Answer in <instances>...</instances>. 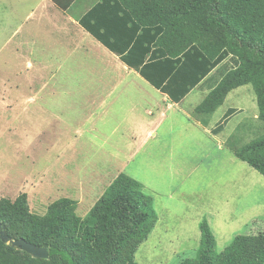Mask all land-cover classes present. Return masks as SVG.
Instances as JSON below:
<instances>
[{"label": "rangeland", "instance_id": "obj_1", "mask_svg": "<svg viewBox=\"0 0 264 264\" xmlns=\"http://www.w3.org/2000/svg\"><path fill=\"white\" fill-rule=\"evenodd\" d=\"M38 1L0 0V197L15 199L26 192L31 211L38 214H45L52 201L71 197L85 217L111 181L126 172L143 184L158 216L135 254L139 264L195 258L203 219L216 236L218 252L239 234L264 232V176L229 147L232 139L242 146L264 131L253 86L232 90L202 123L194 109L209 92V81L167 109L137 71L125 68L93 36L100 52L83 63L77 58L63 63L56 51L46 55L38 49L36 41L20 44V36L9 44L16 26H27L23 13L15 11H29ZM23 46L24 55L31 56L23 55ZM39 66L47 72L66 70L69 78L54 80L58 89H46L53 96H41L43 102L25 103L23 89L39 86ZM233 66L228 58L211 75L220 78ZM129 70L136 73L115 75ZM158 104L167 113L164 123L154 138L136 143L131 138L136 120L148 122L144 109ZM231 108L236 112L224 129L211 133Z\"/></svg>", "mask_w": 264, "mask_h": 264}, {"label": "trees", "instance_id": "obj_2", "mask_svg": "<svg viewBox=\"0 0 264 264\" xmlns=\"http://www.w3.org/2000/svg\"><path fill=\"white\" fill-rule=\"evenodd\" d=\"M52 1L68 9L77 0ZM87 1L81 25L171 102L181 103L202 81L211 82L194 109L206 124L232 90L251 84L264 123V0ZM228 58L234 66L215 79L212 72ZM235 112L228 110L215 134ZM229 147L264 176V131L242 146L232 139ZM143 189L120 172L85 217L71 197L52 201L45 214L31 211L26 192L0 197V225L8 236L49 249L48 258H37L0 239V264H139L137 249L158 220ZM199 226L197 255L180 264H264V232L239 234L218 252L208 220Z\"/></svg>", "mask_w": 264, "mask_h": 264}, {"label": "crops", "instance_id": "obj_3", "mask_svg": "<svg viewBox=\"0 0 264 264\" xmlns=\"http://www.w3.org/2000/svg\"><path fill=\"white\" fill-rule=\"evenodd\" d=\"M20 4L23 3L19 2V5L17 6L22 7ZM90 7L91 5L87 0H77L68 9L60 8L52 0H39L37 5L29 11H15V13H23L27 26L24 28L23 24L17 25L9 36L7 42L10 44L13 42L15 37L20 36V44L24 45L29 41H36L38 49L45 52L46 55L56 51L55 54H57V56H61L63 63H66L67 60H70V58H77L79 62L83 63L85 57L88 59L93 51L100 52L99 46L97 45V42H95V40H98L96 38H94L95 40H92V35L81 25L79 21ZM99 43L101 42L99 41ZM22 48L24 55L28 51L27 48H24V46ZM60 48L62 50L59 51ZM24 56L29 57L31 55L26 54ZM26 62L28 67H33L32 60H27ZM40 65L42 66V64ZM41 66L36 68L39 72V74L36 75V78L39 79V86H30L29 90L23 89L24 94L27 95V97L23 100L25 103L37 102L38 100L43 102L44 98L41 96L46 94L53 96V93H50L46 89L49 87L55 91L58 89L53 86L54 80H66L69 78V74L66 70L59 71V69H51L47 72ZM127 67L128 66L125 64V68ZM133 73L136 72L129 70V72H126L125 74L119 73L115 75H117L120 79L121 75L123 76L122 78H124V75H132ZM90 75L91 74H88L87 77H90ZM100 78L112 79V76L106 77L105 75L102 76L100 74ZM152 87L154 89L152 95L156 94L163 102H165L167 109L173 107L174 104H180L171 102L167 94L163 93L154 86ZM8 93V95H11L12 89H10ZM134 107L135 106H132L129 109L131 114L135 110ZM155 108L156 110H154ZM154 109H144L147 113L148 122H142L139 121V119L136 120L135 129L131 132V138H133L136 143L140 142L144 144L148 142L150 138H154L157 134L158 128L162 125V123H164V119L167 117L166 111L162 109L159 104L154 105ZM132 116L134 115L132 114ZM213 130L214 128L211 129V133H214Z\"/></svg>", "mask_w": 264, "mask_h": 264}, {"label": "water", "instance_id": "obj_4", "mask_svg": "<svg viewBox=\"0 0 264 264\" xmlns=\"http://www.w3.org/2000/svg\"><path fill=\"white\" fill-rule=\"evenodd\" d=\"M0 239L8 244L13 245L14 247H17L18 249L26 251L27 253L31 254L34 257L45 258V259L49 257L48 247L46 246L38 247L22 238L14 240L8 236L5 229H3L1 225H0Z\"/></svg>", "mask_w": 264, "mask_h": 264}]
</instances>
